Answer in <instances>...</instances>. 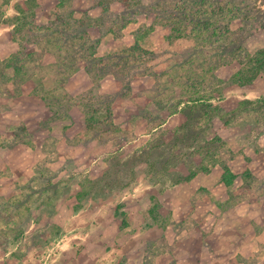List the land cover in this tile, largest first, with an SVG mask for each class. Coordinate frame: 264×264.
I'll use <instances>...</instances> for the list:
<instances>
[{"label":"rangeland","instance_id":"obj_1","mask_svg":"<svg viewBox=\"0 0 264 264\" xmlns=\"http://www.w3.org/2000/svg\"><path fill=\"white\" fill-rule=\"evenodd\" d=\"M93 1L75 2L83 12ZM235 1L241 6L234 14L244 20L232 21L238 34L231 39L254 53L264 47V0ZM39 5L36 30L49 20L62 27L54 0ZM123 7L110 3L114 13ZM152 21L140 17L121 37L109 36L105 49L130 44ZM1 26L2 59L15 47ZM167 32L154 25L145 37L152 54L138 76L68 75L55 66L50 76L38 71L10 89L0 75V264H264V118L249 105L237 107L264 91V78L240 89L231 60L190 88L189 77L201 81L202 57L195 71L175 72L192 42L166 41ZM44 37L42 45L49 43ZM45 48L44 64L69 58ZM162 71L169 73L156 76ZM61 74L68 76L63 82ZM188 93L214 98L185 105L157 126ZM50 100L67 108L50 111ZM91 115L98 125L87 129ZM224 165L236 175L230 186L221 182Z\"/></svg>","mask_w":264,"mask_h":264},{"label":"trees","instance_id":"obj_2","mask_svg":"<svg viewBox=\"0 0 264 264\" xmlns=\"http://www.w3.org/2000/svg\"><path fill=\"white\" fill-rule=\"evenodd\" d=\"M76 0H54L53 18L57 19L62 27H54L52 21H48L47 26L37 28V14L40 10L39 0H0V24L2 29H7L6 35L9 37V43L15 47L9 50L10 54L6 58H0V75L3 77V85L8 88L16 89L23 85L25 81L33 79L35 72L45 71V76H50V69L58 66L65 69L70 75L74 71L84 70L89 76H113L119 79V76H138L144 74L148 68L146 63L151 58L152 52L145 44V37L154 25L164 27L168 30L165 35L166 41H175L187 39L192 42V53L188 58L174 68L175 72L195 71V64L201 55L202 63L198 79L194 81L192 77L188 78L187 85L193 88L195 84H201L203 76H214L218 67L226 65L229 61H234L238 69L232 73L231 81L240 89L249 87L260 77L264 78V47L249 53L231 37L238 34L237 30L233 32L232 21H243V17L236 16L234 12L239 9V2L235 0H94L88 9L80 12L76 6ZM121 3L123 9L118 13L112 12L110 3ZM91 8L99 9L89 14ZM10 10V13H9ZM152 17L150 26L139 29L130 44L115 47L106 50L107 38L121 37L122 31L131 23L137 22L140 17ZM55 23V22H54ZM60 34L64 40H60ZM45 36V37H44ZM49 40L46 45H42L43 37ZM60 40V42L57 41ZM42 39V40H41ZM120 39V38H119ZM62 42V46H61ZM33 45L38 51L28 49ZM50 45L56 49H62L68 54L69 58H58L50 64H44L42 61ZM207 47H212L218 57H208ZM231 57V58H230ZM230 58V59H229ZM44 64V65H41ZM46 66V67H45ZM49 68V70H48ZM57 68V67H56ZM37 69V70H36ZM10 72V74H6ZM47 72L48 75H47ZM169 71H162L156 76H166ZM60 81H65L68 76L60 75ZM31 83H35L31 82ZM130 81L127 83L129 86ZM25 84V83H24ZM36 86H40V83ZM35 86V87H36ZM178 85V82L176 83ZM42 88L41 86L38 88ZM35 89L34 90H38ZM223 87H219L217 92L221 97L226 93L222 92ZM245 93V90H241ZM194 93V91L192 90ZM9 94V93H8ZM11 94V93H10ZM181 94V93H180ZM219 95V94H218ZM219 95V96H220ZM214 95L208 94H185L178 99L173 108L165 109V116L159 120L160 125L163 119L169 117L174 111H180L183 106L197 103H208ZM46 97V95L44 96ZM48 99V97H46ZM69 101L70 99H67ZM49 110L57 106L65 107L60 102L47 101ZM111 97L105 96L102 109L104 118L112 120ZM210 106L209 104H206ZM249 105V112L261 111V117L264 118V91L258 93L253 98H244L237 101V107ZM90 105H86L88 109ZM190 107V106H188ZM69 108V107H68ZM57 109V108H56ZM99 112L98 109H93ZM237 112L236 110H234ZM94 114V113H93ZM232 117L228 118L231 119ZM93 116L86 117L85 125L87 129L97 126L98 123ZM112 124V121H111ZM204 171H208L205 167ZM221 182L230 186L236 175L230 171L227 166H223ZM121 212L116 210L115 215L119 216Z\"/></svg>","mask_w":264,"mask_h":264}]
</instances>
